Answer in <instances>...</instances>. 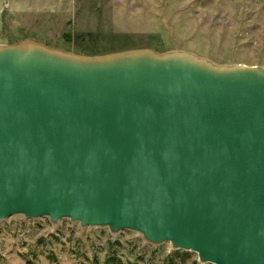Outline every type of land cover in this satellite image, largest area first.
<instances>
[{"label":"water","instance_id":"1","mask_svg":"<svg viewBox=\"0 0 264 264\" xmlns=\"http://www.w3.org/2000/svg\"><path fill=\"white\" fill-rule=\"evenodd\" d=\"M17 215L264 264V69L0 45V222Z\"/></svg>","mask_w":264,"mask_h":264},{"label":"rangeland","instance_id":"2","mask_svg":"<svg viewBox=\"0 0 264 264\" xmlns=\"http://www.w3.org/2000/svg\"><path fill=\"white\" fill-rule=\"evenodd\" d=\"M27 42L79 56L150 49L264 69V0H0V45ZM0 264L201 263L137 232L17 215L0 222Z\"/></svg>","mask_w":264,"mask_h":264},{"label":"trees","instance_id":"3","mask_svg":"<svg viewBox=\"0 0 264 264\" xmlns=\"http://www.w3.org/2000/svg\"><path fill=\"white\" fill-rule=\"evenodd\" d=\"M96 55V54H95Z\"/></svg>","mask_w":264,"mask_h":264}]
</instances>
